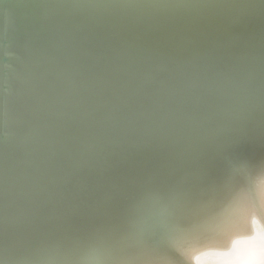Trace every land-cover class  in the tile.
I'll return each instance as SVG.
<instances>
[{"label":"snow or ice","instance_id":"obj_1","mask_svg":"<svg viewBox=\"0 0 264 264\" xmlns=\"http://www.w3.org/2000/svg\"><path fill=\"white\" fill-rule=\"evenodd\" d=\"M36 7L118 11L60 22L63 60L23 153L4 101L0 264H264V103L250 102L264 13L221 0ZM10 159L25 204L16 231ZM238 217L252 241L239 254L214 242Z\"/></svg>","mask_w":264,"mask_h":264},{"label":"water","instance_id":"obj_2","mask_svg":"<svg viewBox=\"0 0 264 264\" xmlns=\"http://www.w3.org/2000/svg\"><path fill=\"white\" fill-rule=\"evenodd\" d=\"M211 0H0V122L3 104L9 103L10 130L14 132L12 144L16 153H23L28 137L32 134V115L38 112L43 101L49 98L52 80L63 57L65 38L60 30V22L74 11L105 15L118 10H71L58 7H36L37 5L59 4H124V3H200ZM238 4H252L257 16L264 13L261 0H221ZM32 6V7H29ZM153 10H141L143 15ZM47 18L55 26L46 27L42 21ZM264 51L259 29L255 43L257 77L255 91L250 102L259 110L264 103L261 88L260 67ZM151 126L133 128L130 136H140L151 131ZM0 132V235L5 221L4 204V160ZM44 154L41 147L39 155ZM19 159L9 161V201L8 224L11 231L18 230L25 219V204L19 192ZM3 251L0 247V252ZM4 253H0V256ZM1 259V258H0Z\"/></svg>","mask_w":264,"mask_h":264},{"label":"bare ground","instance_id":"obj_3","mask_svg":"<svg viewBox=\"0 0 264 264\" xmlns=\"http://www.w3.org/2000/svg\"><path fill=\"white\" fill-rule=\"evenodd\" d=\"M217 244H223L230 247L235 253H243L247 249L250 248L252 241L246 235V224L242 217H238L234 221V226L230 231L219 237L216 241ZM215 251V250H213ZM1 251L0 253H2ZM0 260H3L5 257L4 255L0 256ZM9 260L12 259L11 255L8 257ZM207 260L213 259H221L220 257L216 256H208L205 257Z\"/></svg>","mask_w":264,"mask_h":264}]
</instances>
